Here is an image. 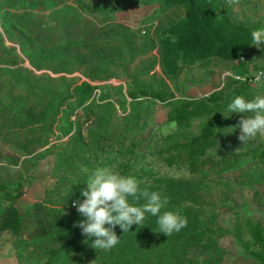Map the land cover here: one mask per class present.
<instances>
[{
    "label": "trees",
    "instance_id": "1",
    "mask_svg": "<svg viewBox=\"0 0 264 264\" xmlns=\"http://www.w3.org/2000/svg\"><path fill=\"white\" fill-rule=\"evenodd\" d=\"M142 6L154 7L144 22L157 21L160 30L142 52L132 53V48L139 45L142 30L123 29L115 22L114 10L103 2L83 7L87 15L101 19L94 38L69 41L56 50L41 48L39 63L29 60L35 71H80L85 81L37 76L26 68L23 76L14 70H0L2 132H23L24 142L17 144V149L27 155L39 150L41 158H53V183L43 191L41 201L27 207L24 217L15 207L23 195L22 187L0 184L5 196L4 203L0 201V233L15 238L22 232L23 219L30 222L35 233L28 241L39 240L43 245L41 258L35 264H84L86 260L95 264H218L216 245L221 231L216 232V206L208 203L209 195L230 182L226 174L241 169L247 156L253 162L247 170L256 174L257 185L264 187V145L244 153L217 149V135L243 116L230 115L226 104L235 95H255L247 81L229 82V89L193 100L176 98L168 85V81L176 85L184 70L204 66L213 58L232 63L234 77L246 75L250 67L263 72L264 67L252 64L255 45L251 44L250 29L229 18L230 6L224 0H150ZM121 46L126 48L125 64L102 58L105 50ZM156 51L165 77L154 73ZM72 53L78 55L73 61ZM142 58L135 73L127 77L125 96L121 88L91 84L109 79L107 73L116 76L120 68L126 71ZM43 61L55 62L58 68L42 66ZM86 61H91L92 66L85 67ZM110 67L113 72L106 73ZM105 88L119 96L117 101L123 111L129 99V112L137 119L113 140L106 137L115 108L110 101L96 104L93 99L96 90ZM14 90L24 94L14 96ZM144 98L165 105L162 132L159 126L146 135L145 123L138 124V100ZM87 101L90 103L84 106ZM76 105L83 107L81 114H75ZM197 120L203 123L194 132L192 125ZM83 127L88 128L87 134L82 132ZM103 166L134 176L141 188L166 197L165 210L185 216L187 226L167 237L158 232L156 218L147 216L130 232L123 233L116 226L120 242L111 250L96 251L91 246L95 238L86 237L76 226L85 217L72 207V201L83 199L81 191L86 188L88 176ZM221 199L224 204L227 195L222 194ZM251 228V256L264 264V229L257 223ZM199 249L204 255L200 261L196 259Z\"/></svg>",
    "mask_w": 264,
    "mask_h": 264
},
{
    "label": "rangeland",
    "instance_id": "2",
    "mask_svg": "<svg viewBox=\"0 0 264 264\" xmlns=\"http://www.w3.org/2000/svg\"><path fill=\"white\" fill-rule=\"evenodd\" d=\"M148 1L150 0H0V70H14L18 75L23 76L25 75L23 70L26 68L37 76L77 78L79 81H85L86 79L80 71L71 74H53L49 70L35 71L29 60L39 63V49L41 48L56 50L58 46L69 41L94 38L101 26V19L87 15L83 7L99 6L103 2L114 10L115 22L123 26V29H128L129 32L142 30L140 33L142 37L138 38L139 45L132 48V53L142 52L148 47L150 40L155 38V32L160 31L157 30L159 28L157 21L144 22L149 19L154 10V7L142 6ZM224 1L230 6L231 15L229 18L234 23L245 25L250 31L264 25V0H246L243 3L241 0H235L236 3L234 0ZM145 29L148 31L145 32ZM143 43L146 45L143 46ZM121 47L113 51L105 50L101 55L102 58L117 61L120 64L124 62L125 64L126 48ZM254 48L251 56L252 64L264 67V46L260 48L255 46ZM153 57L157 60L154 73L160 77H165L159 63L158 51L154 52ZM70 58L73 61L78 58V55L72 53ZM141 60L144 58L136 60L126 71L121 68L118 69L115 71L117 72L116 76L107 73L113 72V68L110 67V69H106V77L109 79L91 84L121 88L122 94L125 96L127 77L135 73ZM86 63L87 65L84 66L87 68L93 64L91 61H86ZM42 66H56L58 68L55 62L43 61ZM75 66L70 68H75ZM232 66V63L213 58L204 66L184 70L178 77L176 85L169 81L168 85L176 98L192 100L202 99L215 92L227 90L230 88L229 82L247 81L255 95L264 94V71H254L250 67L246 75L234 77ZM23 94L22 91H13L14 96H22ZM93 99L96 104L110 101L115 108L106 138L115 139L129 126L137 122L136 117L129 112L130 100L127 99L128 104L126 110L123 111L119 101H117L120 100L119 96L112 90L107 88L96 90ZM89 101L84 103V106L91 102ZM138 101V124L145 123L144 130L148 135L150 130L159 126L162 127L166 120L167 110L165 105L157 101H149L146 98ZM82 108L76 105L75 114L76 112L77 115L81 114ZM2 121L0 116V125ZM239 121L231 122L227 130L217 135L218 150H235L238 153H244L249 148L259 144L264 145V135H258L243 144L238 139L240 134ZM202 123V120L195 121L192 130L196 132ZM162 128L161 132L164 130V127ZM87 129V127H83L82 132L87 134ZM23 136V132H2L0 128V184L12 187L20 185L22 187L23 195L20 197L21 203H18L21 217L26 215L27 207L39 202L43 191L53 183L50 178L53 158L50 156L41 158V151L39 150H32L31 155H27L22 150L17 149V144L24 142ZM50 142L53 144L54 139H51ZM250 160L249 156L244 157V164L241 169L226 174V178L230 182L216 193L211 192L207 199L208 203H213L216 206V232L221 231L216 245L219 250L217 256L220 258L218 264H260L251 256L254 247L250 230H252L253 223L259 224L264 229V187H259L257 175L247 170L253 164ZM219 192L221 196L222 194L227 195L224 204L221 196L218 198ZM0 201L3 203L5 201L2 192H0ZM34 233L30 222L24 221V219L22 232L17 237L8 238L5 233H0V264H35L38 262L42 255L40 253L43 245L39 240L28 241L34 236ZM201 258H204V255L199 249L196 259L200 261ZM84 264L95 263L86 260Z\"/></svg>",
    "mask_w": 264,
    "mask_h": 264
},
{
    "label": "clouds",
    "instance_id": "3",
    "mask_svg": "<svg viewBox=\"0 0 264 264\" xmlns=\"http://www.w3.org/2000/svg\"><path fill=\"white\" fill-rule=\"evenodd\" d=\"M251 44L258 48L264 46V25L251 31ZM226 109L230 115L248 114L242 116L238 124V139L243 144L264 135V94L251 98L235 95L226 104ZM81 196L82 200L72 201L76 211L85 217L76 226L86 237L95 238L91 246L96 251L111 250L120 242L114 230L116 226L123 233L130 232L134 224L142 225L147 216L156 218L158 232L167 237L187 226L185 216L174 210H165L166 197L141 188L134 176L120 174L108 166L96 167L91 172Z\"/></svg>",
    "mask_w": 264,
    "mask_h": 264
},
{
    "label": "crops",
    "instance_id": "4",
    "mask_svg": "<svg viewBox=\"0 0 264 264\" xmlns=\"http://www.w3.org/2000/svg\"><path fill=\"white\" fill-rule=\"evenodd\" d=\"M36 183V182H35ZM47 188H50V187H47ZM46 188V189H47ZM41 199H42V197H41ZM41 199L39 200V201H41ZM21 201V199H19L16 203H15V207L17 208V210L19 211V208H18V203H21L20 202ZM20 213V212H19ZM25 237V236H24Z\"/></svg>",
    "mask_w": 264,
    "mask_h": 264
},
{
    "label": "built area",
    "instance_id": "5",
    "mask_svg": "<svg viewBox=\"0 0 264 264\" xmlns=\"http://www.w3.org/2000/svg\"><path fill=\"white\" fill-rule=\"evenodd\" d=\"M89 124V122L87 124H85V126H87ZM73 208H75L73 205H72Z\"/></svg>",
    "mask_w": 264,
    "mask_h": 264
}]
</instances>
